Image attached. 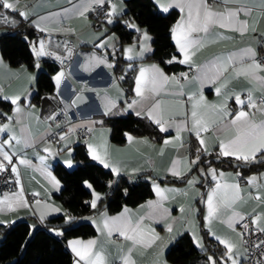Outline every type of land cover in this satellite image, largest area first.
Segmentation results:
<instances>
[{
	"label": "crops",
	"instance_id": "1",
	"mask_svg": "<svg viewBox=\"0 0 264 264\" xmlns=\"http://www.w3.org/2000/svg\"><path fill=\"white\" fill-rule=\"evenodd\" d=\"M152 1L159 8L156 0ZM87 2L88 0H18L17 8L28 13L27 20L21 18L17 12L4 9L9 21L14 20L15 23L7 22L6 24H1L0 35L22 26L28 31H34V36L35 33H38V38L42 35H56L70 40L77 51L70 60L64 61L60 68L53 73L52 79L61 71L65 73V76L61 81L58 94L55 81L53 80L54 92L50 102L44 96L34 99L36 92L35 77L37 71L43 68L40 60L39 68L36 67L37 60H34L32 68L24 65L12 66L0 54V99L10 102L2 97L16 95L21 97V105L24 107V111L18 117L20 122L16 123L14 119L11 127L18 137H30L32 141L30 144L21 143L14 148L17 153L16 160L22 158L29 163L17 165L20 174V185L16 184L15 189L8 193L11 195L14 192H19L22 187L24 198L28 201L31 208L17 207L15 210H8L7 206H0V221H3L0 225L6 227L15 221L27 220L31 223V230H33L36 224L53 216L63 215L64 220L68 221L64 214L67 213L69 216L70 214L54 198V194L60 191L62 184L54 174L52 165L54 162H60L66 168L76 165L77 162L72 156L73 146L77 143H82L85 145L91 160L93 159L89 154V145H91L97 156L108 162L109 167L107 168L111 172V176L106 180L108 185L113 184L119 175L134 179L138 174L147 172L148 175L146 177L150 179L152 195L135 206L127 207L130 209L128 217L131 223L133 225L137 223L142 225V243L134 245L131 240H126L116 232L109 236L107 230L103 232L98 230V225L100 228L103 227L105 214L107 217H115L123 212L124 208L115 213H109L105 209H98L79 219L93 224L95 228L94 235L69 237L65 240V247L71 254L70 264H74L77 259L68 244L71 240H81L83 242L95 240L96 244L93 251L103 257L104 264H114L116 261L124 264L125 258H130L132 264H170L165 258V252L174 239L184 231L189 232L198 251L204 249L199 223L207 230L208 235L214 242L222 247L224 253L226 250L216 237L219 236L234 243L236 245L234 251L237 253L238 264H242L246 257V250L243 241L238 235L240 232L239 223H233L232 227H229L228 221L233 213H238L248 218L250 222L253 218L260 217L258 224L260 227H264V168L258 172L246 174L243 182H240L239 177L235 175L238 172L237 170L215 168L217 174L220 172L225 173L222 179L218 176L221 184H239V198L231 204L230 208L223 210L222 215L214 217L210 224L207 223L205 221L207 195L211 189L215 188L217 181H213L211 176L208 175L209 180L203 181L202 185H200V181L203 179L200 174L201 165L198 166L197 171L193 170L194 166L191 171H188V161L195 159L197 155L196 149L199 147L195 135L188 129L192 125V104L199 99L200 94L204 96L208 104H214L217 107L227 99V107L233 113L238 110L234 100L235 94H241L242 98L246 100L248 93L251 92L253 100L257 102L264 100V71H257V78L249 80L243 76L236 75L235 70L240 67L239 64H231L228 66V71L220 73L215 83H201L199 79L202 71L214 63L217 57H228L231 54H239L242 50L250 48L256 53L255 59L257 60L259 40L264 37V8H261L262 0H240L239 5H229L230 7L241 6L249 9L247 14L241 11L238 18L247 20L249 24H254L255 32L249 29L241 35L238 32L221 29L217 26L212 28L208 34L202 32L194 33V38H203L205 41L202 46L189 50L192 64L195 67L189 64H182L183 68L178 72H166L154 61L140 60L149 52L150 40L145 42L148 50L144 52L142 57L137 55L139 52L137 45L132 53L134 59L131 61L126 59L124 49L137 44L140 37L139 33L135 41L123 43L120 47V56L124 63L119 77L114 74L112 68L106 67L105 64L96 65L95 62L86 60L88 56L95 53L103 57L107 64L113 65L119 49L117 37L109 30L110 24L106 22L105 16L101 21L97 22L91 18L90 10L85 12L83 16L78 14L82 6ZM209 2L213 3L214 7H217L220 0H209ZM112 3L116 5L118 15L124 12V0H112ZM105 6L106 9L109 7L108 4H105ZM171 9L178 11V17L173 23L172 29L180 20L181 15H186V13L182 14L178 8ZM217 10L223 9L217 8ZM115 19L116 17L113 22ZM36 23L48 28V31L40 32L35 26ZM141 32L146 31L141 29ZM110 37H114V39H110ZM33 39H29V42H25V45L29 46ZM101 41H106V49L95 47ZM173 44L177 58L183 59L174 40ZM193 52L194 54H192ZM134 60L140 61L133 62ZM249 62L246 57L244 63ZM134 63L136 67L132 73L131 93L127 96L124 86L120 83V77H124L125 70L129 69V66ZM149 65L158 66L170 77L173 75L180 77L181 73L188 74L187 80L181 77L179 84L169 82L153 97L155 101L160 102L165 119L169 120L171 126L168 127L166 132H160L154 124L163 135L159 141H153L145 136L131 135L133 137L132 141L127 138L122 144L114 143L110 139L109 128L102 123L93 122L101 121V117L105 115V106L113 103L116 107L112 108L111 111L135 114V111L131 109L125 111V102L130 103L133 98H136L133 92L135 77L138 75L141 66ZM193 77L196 79H193ZM217 87L221 90L220 95L216 93ZM189 96H194V99L189 101ZM25 98H27V101ZM74 100L76 103H73ZM56 102L59 105H64L65 117L68 121L67 128L73 129L67 134L66 140L62 142H51L46 139L47 133L51 130V121L47 120V117L57 110L58 107L56 109L52 108ZM29 104L30 106H27ZM14 107L11 104L8 111L0 108V124L5 122L3 114L14 115ZM245 110L250 112L251 118L257 124L264 122V113L247 108ZM197 111L198 114L204 115L209 121L215 119L211 109L199 108ZM177 126L181 127L179 140L176 139ZM81 127H88L93 130L88 137L82 138L76 132V129ZM222 127V123L211 124L209 131L202 133V137L207 144L208 153L218 152L219 139L232 135V133H224L221 130ZM6 136L7 133H0V139H4ZM165 139L169 141L168 144L164 143ZM65 144H67V148L64 147ZM45 147L51 148V155L43 151ZM69 148L72 150H68ZM58 149L63 150L57 151ZM39 156L47 157L43 164H41ZM68 161H71V166L68 165ZM94 161L99 162V160ZM112 167H116L118 173H113ZM173 167L181 173L180 176L171 174ZM208 169L209 167L205 169L206 172ZM46 173H50L52 177L59 181L58 189L53 187ZM252 176L257 177L255 185L247 183L248 178ZM168 178L182 179L183 181L181 183L163 181ZM193 178L197 182L189 185L188 180ZM154 184L158 185L161 190H166L163 192L164 199H160L157 196L153 187ZM86 190L83 200L90 201L92 199L91 189L86 186ZM96 192L100 193L101 198L103 197L104 194L102 192ZM32 193H37L35 196L38 199H31L29 195H32ZM257 195L262 198L259 200L255 199ZM2 198L3 195L0 196V199ZM37 200L41 201V205L37 206L35 204ZM149 201H153L158 205L160 215H155L153 209L148 207ZM45 204L59 207L61 212L47 214L41 220L40 212L44 210L43 205ZM38 207L40 211H37ZM199 207L202 210L200 219L198 218ZM169 226L172 228L171 232L168 231ZM51 231L55 235H57V232L61 233L60 228H53ZM153 235L158 236L159 239H151ZM1 237L2 235L0 234V239ZM197 241L201 247L197 246ZM228 264H231V261H228Z\"/></svg>",
	"mask_w": 264,
	"mask_h": 264
},
{
	"label": "snow or ice",
	"instance_id": "2",
	"mask_svg": "<svg viewBox=\"0 0 264 264\" xmlns=\"http://www.w3.org/2000/svg\"><path fill=\"white\" fill-rule=\"evenodd\" d=\"M18 0H0V7L5 10H11L13 12H17L18 15L24 20L28 19V13L26 11L20 10L17 8ZM157 5L159 6L162 12L167 13L171 8H178L182 14L186 13V15H181L180 20L173 26L171 29L172 38L176 42V47L178 51L183 56V59H178L176 56H173L167 63H180V64H189L192 67H195L191 61V54L189 52L190 49H195L203 45L205 42L203 38L193 37L194 33H210V30L214 27H219L221 29H228L243 35L247 30L251 29L253 32L256 31L254 24H249L247 20H240L239 13L244 11L245 14L249 11L246 7H230L229 5H239L240 0H220L219 5L214 7L213 3H210L209 0H156ZM105 4H108L109 7L104 10V16L106 22L108 24H112L114 18L118 15L116 11V5L112 3V0H88L82 6V9L78 12L79 15L83 16L85 12L89 10H93V6H96L100 9H104ZM217 8H222L223 10H217ZM261 8H264V0H262ZM0 19L5 20L6 22L15 23L14 20L9 21V17L7 15L0 17ZM125 25L129 29H134L136 32L140 33V37L138 38L137 44L132 45L131 47L125 48V58L128 60H133L134 56L132 53L136 49L137 45L139 47V52L137 55L143 56L144 52L148 50L146 41L150 40V37L147 32H141L140 28L137 27L134 23L125 21ZM35 26L40 32H47L48 28L42 27L40 23H36ZM69 31H71L69 29ZM110 39H114V37H110ZM58 47L60 45H57ZM32 51L34 56L37 58L36 67L39 68V58L45 55L54 56L57 61H60L63 64V59L61 56L56 55L55 53L46 51L45 42L40 40L37 43L31 44ZM95 47L100 49H106V41H101L99 44L95 45ZM114 47V46H113ZM194 54V52L192 53ZM68 57H71L72 51L71 49H67ZM256 53L252 49H244L239 54H231L228 57H217L215 62L211 65L207 66L200 76L201 83H215L218 79L221 72L228 71V66L231 64H239L240 67L236 69L237 76H243L246 79L253 80L256 79L257 71H264V62L257 61L255 59ZM248 58L249 63H244L245 58ZM88 62H95L96 65L105 64L106 67L112 68L113 65L107 64L106 60L103 57L96 55L95 53L91 54L86 58ZM131 67V65L129 66ZM86 70V69H85ZM65 73L63 71L59 72L53 77L55 81V85L58 90L61 84L62 79L64 78ZM185 80L188 79L187 73H181L180 77L175 75L168 76L164 73L162 69H160L156 65L149 66H141L138 71V75L135 77V86L133 88V92L136 98H133L131 102L126 103V110L131 109L135 111V114L139 117H145L150 120L153 124H155L160 132H166L168 127L171 126L169 120L165 119L164 113L161 109V105L159 101H155L153 97L159 93L166 84L169 82L179 84L180 78ZM123 79V77H120ZM193 79H196L193 77ZM220 88H216L217 95H220ZM3 99L9 100L13 108L14 115L3 114L4 123L0 124V133H7L6 138L0 139V173L9 172L11 175L16 177V184L20 185V174L18 171V164H27L29 163L25 159H14L17 156L14 148L16 145L21 143L30 144L31 138L21 136L18 137L12 131V123L15 119L16 123H19L18 119L19 115L24 111V107L21 105V97L11 96V97H2ZM233 98V97H229ZM79 99V97H77ZM194 96H189L188 100L192 101ZM27 101V98H25ZM234 100L236 105L238 106V110L233 113L227 107V99L224 103L220 104L219 107L217 105H210L205 101V98L202 94L199 95V99L196 100L192 104V125L191 128L188 129L192 134L195 135L199 147L196 149L197 155L195 159L188 161L187 168L188 171H191L192 167L200 162L201 153H208V148L205 139L202 137V133L208 132L211 124L222 123V131L224 133H232V135H227L224 139H219L218 141V152L217 157H232L235 161L238 162L237 166L241 163L248 165L251 163H264V122L257 124L252 118L249 111L245 109H252L254 111H259L264 113V100H260L259 102L253 100L251 92L248 93L247 99H243L241 94H235ZM73 103H76L74 100ZM27 106H30L27 105ZM116 105L113 103L111 105L105 106V115H108L111 112L112 108H115ZM211 109L214 114L215 119L209 121L202 114H198V109ZM57 115L59 113H53L51 116L47 117V120L55 121ZM93 123H102L93 122ZM57 126H59V122H57ZM73 129H69L72 131ZM93 129L88 128V131L91 132ZM180 131L181 127L177 126V135L176 139H180ZM129 141L133 140V137L127 133H125ZM67 133L61 135L59 139L61 141L66 140ZM165 144H168L169 141L165 139ZM183 146V145H181ZM67 148V144L64 145ZM63 149H58L57 151H61ZM89 154L91 155L93 160H99L104 167H109L108 162H106L103 158L97 156V154L93 151L91 145H89ZM44 152L52 154V150L50 147H45L43 149ZM39 160L41 164L44 163L47 157L39 156ZM69 166H71V161L67 162ZM113 173H118V169L116 167H112ZM171 174L173 176H180L181 173L173 167L171 169ZM200 174L202 176L210 175L213 181H217L215 188L211 189L207 195V215L205 216V221L207 223H211L214 217L223 214V210H226L231 207V204L239 198L240 186L239 184H221L219 182L218 176L222 179L225 176L224 172H220L217 174L215 168L209 167L207 172L204 169H200ZM50 179V183H52L53 187L59 188V181L52 177L50 173H46ZM237 177L241 175L240 172L235 174ZM257 177L252 176L249 177L247 183L249 185L256 184ZM197 181L195 178L189 179L188 184L192 185ZM86 186L91 189L92 199L90 201H85V203L89 204L91 208L95 209L97 206V202L101 199L100 193L96 192L95 189L92 188L91 184L86 182ZM156 194L160 199H164L163 192L166 190H161L160 187L156 184L153 185ZM33 196L37 195V193H32ZM262 197L257 195L255 199L259 200ZM37 206L41 205V201H35ZM0 206H7L8 210H15L17 207H29L28 201L24 198L23 188H20L19 192H14L11 195L5 193L3 198L0 199ZM148 207L153 209V213L155 215H160L158 211V205L153 201L148 202ZM43 211L40 212V219L43 220L47 214L50 213H59L61 209L59 207L45 204L43 205ZM37 211H40V208H37ZM130 209L127 207L124 208L123 212H121L118 216L115 217H107L105 214L103 217V227L100 228L98 225V230L104 231L107 230L109 236L113 232L118 233L120 236L124 237L126 240H131L132 243L138 244L143 242V230L142 225L137 223L133 225L128 217V213ZM166 212V210H165ZM68 221H71L73 218L69 216L67 213L64 214ZM143 219V218H141ZM260 217H255L251 220V225H255V231L264 233V227H260L258 224ZM245 217L238 213H233L229 217V227H232L233 223H240L244 221ZM3 223V221H0ZM95 223V221H94ZM241 227L244 231L238 233L240 239L243 241L246 232L251 231L250 224L245 222L241 224ZM235 230V229H234ZM168 231L171 232V226L168 227ZM211 231V229H209ZM57 235H61L62 233L57 232ZM151 239H159L158 236L153 235ZM195 239V237H194ZM220 244H222L225 248V253L221 257V261L219 264H228V261H231V264H238V260L236 258L237 253L234 251L236 245L226 239H222L219 236L216 237ZM70 249L75 254L77 259L74 261V264H104L103 257L98 253L93 251L94 245L96 244L95 240H89L87 242H83L81 240H71L68 242ZM197 246L201 247L200 243L197 241ZM256 248L264 247V240H260L256 245ZM264 256V253H261ZM124 264H132L130 258L124 259ZM208 264H218V261L212 257H208ZM258 264H264V261H258Z\"/></svg>",
	"mask_w": 264,
	"mask_h": 264
},
{
	"label": "trees",
	"instance_id": "3",
	"mask_svg": "<svg viewBox=\"0 0 264 264\" xmlns=\"http://www.w3.org/2000/svg\"><path fill=\"white\" fill-rule=\"evenodd\" d=\"M124 12L116 16L115 21L109 25V30L117 37V57L114 59L112 70L116 76L123 70L124 60L120 56V47L123 43L135 41L139 33L129 29L125 21L134 22L137 27L144 29L150 35L149 52L140 60L154 61L166 72H178L183 66L180 63H167L173 56L177 57L171 37V27L178 17V11L169 10L162 12L152 0H124ZM23 37L35 38L34 31L19 27L0 35V54L12 66L24 65L33 67L34 57L28 45H25ZM43 68L37 71L35 77L34 99L44 96L50 102L54 92L52 79L61 66L60 63L41 57ZM140 60H134L137 62ZM134 63L125 70L120 83L125 88L126 95L131 93L132 73ZM59 103L53 105V109ZM11 103L0 99V108L8 111ZM102 124L109 128L110 139L114 143L122 144L127 140L125 133L133 136H145L153 141H159L163 136L156 126L145 117H139L131 112L120 113L111 111L101 117ZM200 162L193 170L197 171L201 165L204 170L208 167L220 169H235L241 173L239 181H244V176L250 172H258L264 168V163L240 164L232 157H217V152L202 153ZM73 159L77 162L70 169L60 162H54L52 170L61 181L60 191L54 194L59 202L73 218L65 221L63 215H57L36 224L31 230V223L27 220L15 221L3 227L0 225V264H70L71 254L65 247V240L69 237H88L95 234L92 223L79 220L83 216L93 213L98 209H105L109 213H115L125 207L135 206L152 195L150 179L147 172L138 174L134 179L124 175L117 176L115 182L108 185L106 180L111 176L108 168L97 161L91 160L87 154L85 145L77 143L73 146ZM206 172V170H205ZM200 181H208V176H203ZM85 181L92 185L96 191L102 192L103 197L97 202L95 209L83 200L87 190ZM166 182L181 183L182 179L168 178ZM199 206V205H198ZM201 207L198 210V218H201ZM200 235L204 245L202 251H198L189 232L179 234L165 252V258L170 264H205L208 257L212 256L218 264L224 251L219 244L208 235L201 223H199ZM53 228H60L61 235L52 233Z\"/></svg>",
	"mask_w": 264,
	"mask_h": 264
},
{
	"label": "built area",
	"instance_id": "4",
	"mask_svg": "<svg viewBox=\"0 0 264 264\" xmlns=\"http://www.w3.org/2000/svg\"><path fill=\"white\" fill-rule=\"evenodd\" d=\"M104 10H106V6L104 9H100L96 6H93V10H90V16L94 21H101L104 18ZM7 15L5 10L0 7V17ZM7 22L3 19H0V25L6 24ZM45 42L46 51L55 53L56 55L61 56L64 61L70 60L76 54V48L70 40L65 38H61L56 35H42L39 38ZM57 45H60L59 47ZM67 49H71L72 55L68 57ZM44 58L57 61L54 56L45 55ZM257 60L260 62H264V37L259 40V53L257 56ZM61 64V63H60ZM53 113H59L57 115L55 121H51V130L46 135V139L51 142H62L59 137L64 135L65 133H70L68 127V121L65 117V107L64 105H59L57 110ZM57 122H59V126H57ZM77 134L82 138L88 137L91 132L88 131V127H81L76 129ZM16 159V157L14 158ZM16 177L11 175L9 172L0 173V196L5 193H10L15 189L16 186ZM31 199H38L37 196L29 195ZM249 223L251 231L246 232L243 240V244L246 250V257L242 264H258V261H264V256L261 253H264V247L256 248L255 245L260 241L264 240V233H260L255 231L256 226L251 225V222L248 218L245 217L244 221L239 223V231H244L241 227L242 223ZM114 264H121L120 261H116Z\"/></svg>",
	"mask_w": 264,
	"mask_h": 264
},
{
	"label": "rangeland",
	"instance_id": "5",
	"mask_svg": "<svg viewBox=\"0 0 264 264\" xmlns=\"http://www.w3.org/2000/svg\"><path fill=\"white\" fill-rule=\"evenodd\" d=\"M130 22H132V21H130ZM132 23H134V22H132ZM135 24V23H134ZM40 40H38L36 43L38 44V42H39ZM33 42L31 41L30 43H29V47H30V49H31V51H32V47H31V44H32ZM32 53H33V51H32ZM33 57H34V60H37V58L34 56V54H33ZM123 77V76H122ZM68 150H72L71 148H69ZM75 165V164H74ZM73 165V166H74ZM73 166H71V167H73ZM71 167H68L69 169L71 168ZM86 182L87 181H85V184H86ZM87 183H89V182H87ZM90 184V183H89Z\"/></svg>",
	"mask_w": 264,
	"mask_h": 264
},
{
	"label": "water",
	"instance_id": "6",
	"mask_svg": "<svg viewBox=\"0 0 264 264\" xmlns=\"http://www.w3.org/2000/svg\"><path fill=\"white\" fill-rule=\"evenodd\" d=\"M38 37H39V34H38V33H35V38L32 40V42H33V43H36L37 40L39 39ZM22 39H24L26 43L29 42V39L26 38V37H23Z\"/></svg>",
	"mask_w": 264,
	"mask_h": 264
}]
</instances>
